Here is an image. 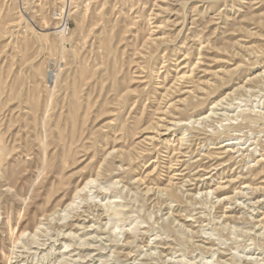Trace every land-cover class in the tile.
Instances as JSON below:
<instances>
[{
    "label": "rangeland",
    "instance_id": "1",
    "mask_svg": "<svg viewBox=\"0 0 264 264\" xmlns=\"http://www.w3.org/2000/svg\"><path fill=\"white\" fill-rule=\"evenodd\" d=\"M0 264H264V0H0Z\"/></svg>",
    "mask_w": 264,
    "mask_h": 264
},
{
    "label": "bare ground",
    "instance_id": "2",
    "mask_svg": "<svg viewBox=\"0 0 264 264\" xmlns=\"http://www.w3.org/2000/svg\"><path fill=\"white\" fill-rule=\"evenodd\" d=\"M48 79H51V80H52L51 76H49ZM48 81H49V80H48ZM50 82H51V81H50ZM93 183H94L93 181L87 183V184L85 185V189L88 188L89 186H91Z\"/></svg>",
    "mask_w": 264,
    "mask_h": 264
}]
</instances>
